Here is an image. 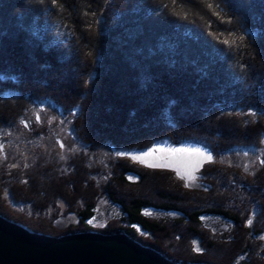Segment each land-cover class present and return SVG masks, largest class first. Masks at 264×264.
Segmentation results:
<instances>
[{
	"label": "trees",
	"instance_id": "obj_1",
	"mask_svg": "<svg viewBox=\"0 0 264 264\" xmlns=\"http://www.w3.org/2000/svg\"><path fill=\"white\" fill-rule=\"evenodd\" d=\"M188 2L0 0V127L14 123L24 110L22 101L4 97L13 94L50 102L71 117L74 135L89 148L135 151L166 140L182 145L174 154L203 149L212 156L264 147V118L225 111L264 110V0H201L193 3L196 14L188 13ZM171 9L183 10L182 15ZM145 20L166 21L169 29L157 34ZM43 23L59 24L70 32V41L51 44ZM80 163L77 156L73 169L56 177L64 191L55 190L54 181L50 186L47 171L22 184L5 181L8 176L0 172V215L56 236L124 232L178 263L264 264L256 255L263 251L264 166L252 179L234 170L208 169L218 186L194 191L172 171L118 161L102 183L80 190L75 170ZM227 177L254 203V217L241 213L244 201L219 192ZM4 188L14 203L27 207L12 211ZM100 197L115 204L120 215L94 229L90 220ZM58 199L63 212L52 210ZM147 209L173 217L155 219L145 215ZM68 214L76 221L59 224ZM208 217L224 220L228 232L213 235L203 223ZM135 226L149 238L138 236ZM192 238L199 240L201 254L193 252Z\"/></svg>",
	"mask_w": 264,
	"mask_h": 264
},
{
	"label": "rangeland",
	"instance_id": "obj_2",
	"mask_svg": "<svg viewBox=\"0 0 264 264\" xmlns=\"http://www.w3.org/2000/svg\"><path fill=\"white\" fill-rule=\"evenodd\" d=\"M36 1H40L41 3L42 0ZM199 1L201 0H190V3H187L189 9L188 13L196 14L193 10L195 7L193 3L201 4ZM181 11L183 12V10H178L173 11V13L182 15L180 13ZM163 13L174 16L170 11H163ZM152 17L158 21L155 16ZM145 23L147 24L146 20ZM200 23L205 26L201 28L207 32L208 26L206 27L204 24L205 22L203 23V21H200ZM148 25L152 27L151 29H156L158 31H156L157 34L160 33L159 31L165 34L163 31L169 29V23H166V21H163L162 23H152L150 20L147 26ZM42 26V33L47 35L46 37L49 38L48 40L51 44L65 45L72 37L70 32L57 23H43ZM211 34L212 35H209L210 37H216L213 32H211ZM4 97L13 100V102L20 100L24 105L22 114L14 123L0 127V172L8 176L6 177L8 180L5 181H19V183L22 184L27 181L30 176H34L35 174L38 176L47 171L52 174V177L49 179L50 186L52 185L51 181H54V184H58L57 186L55 184V190L59 189L60 191H64V183L60 182L59 184L60 180L58 181L57 178L63 174V172L66 173L67 171H70V169H73L71 166L72 160L78 156L82 163L77 165V169L75 168L77 172L79 171V174L77 173V179H79V181L76 184V187L81 190L80 187H87V184L88 186L94 187V185L96 186L98 183H102V181L109 175V172H111V167L114 163L117 165L118 161H126L138 166L147 165L149 167V163L161 160L170 155L172 153L171 147L177 152L179 151V148H183L181 144L174 146L166 140H157L144 149L135 150L133 157L128 155H117V152L122 149H113L109 145L89 148L85 146V144H82V142L74 135L73 127H71V117H68L64 112H59V109L50 102L36 101L26 97L15 96L13 94H8ZM225 111L229 113H240L249 120H255L257 117L264 118V110L255 108L234 109L228 107ZM158 145H161L162 148L158 149ZM144 154L149 155L144 158L142 157ZM211 157V160L204 162L201 168L195 172V175L191 180L185 181L172 171L174 173V178L179 180V182L181 181L186 188L194 191H206V189L210 187L208 185L211 183H213L215 187L218 186L216 180L207 176L208 169L209 171L210 169H221L223 171L234 170L243 174L245 178L252 179L259 169L264 166V147L262 145L258 149L253 150L249 148L243 150L235 149L215 153ZM128 178L132 179V176H128ZM224 184L225 189H221L222 191L219 192L223 195L225 193L232 197L235 196L236 199L244 201L246 206L243 207L240 205L242 206L241 213L247 212L249 217H254V203L250 202L248 197L246 198L245 191L240 184L231 181L228 177L225 178ZM95 189H97L95 192L98 194V187ZM49 195L50 192L48 190L44 192L42 197L47 198ZM56 195H58L57 192ZM3 198L12 211L18 212L27 207L26 205H18L14 203L6 188H4L3 191ZM56 202H58L57 207L55 204V208L52 210L57 208L58 212H63L65 209L63 201L58 199ZM144 213L155 219H167L173 217L170 213L153 209H147ZM119 215L120 210L115 204L111 203L106 198L100 197L97 201L96 212L90 220V225L94 229H100L104 227L107 222H112L114 219L117 221ZM11 218L15 219L14 217ZM75 221L76 218L73 214H68L63 219H58V223L61 225H66ZM203 221L204 225L215 236L220 237L222 234L228 232L229 225L220 218L208 217L203 218ZM134 231L140 237L149 238L148 233L138 226L134 227ZM259 241L261 243L260 247H262L263 251L258 249L256 255L260 256L257 258L264 259V233L259 236ZM191 245L193 247V252L197 254L203 252L201 244L197 238L191 239Z\"/></svg>",
	"mask_w": 264,
	"mask_h": 264
},
{
	"label": "water",
	"instance_id": "obj_3",
	"mask_svg": "<svg viewBox=\"0 0 264 264\" xmlns=\"http://www.w3.org/2000/svg\"><path fill=\"white\" fill-rule=\"evenodd\" d=\"M172 153L151 168L173 171L189 181L208 160L186 150ZM181 150V148H179ZM206 155V150H199ZM133 150H119L117 155L133 157ZM211 156V155H210ZM0 264H212L174 262L155 249L145 246L124 232L104 234L94 230L64 235L34 231L0 215Z\"/></svg>",
	"mask_w": 264,
	"mask_h": 264
},
{
	"label": "snow or ice",
	"instance_id": "obj_4",
	"mask_svg": "<svg viewBox=\"0 0 264 264\" xmlns=\"http://www.w3.org/2000/svg\"><path fill=\"white\" fill-rule=\"evenodd\" d=\"M185 151H186V150H185ZM195 154H196L197 156L204 157V158H206L207 160H211V159H212V157H211L210 155H206V154H204V153H202V152H199V150H196V151H195ZM187 178H188L189 180H191L193 177L189 174V175L187 176ZM249 223H251V221H249Z\"/></svg>",
	"mask_w": 264,
	"mask_h": 264
},
{
	"label": "bare ground",
	"instance_id": "obj_5",
	"mask_svg": "<svg viewBox=\"0 0 264 264\" xmlns=\"http://www.w3.org/2000/svg\"><path fill=\"white\" fill-rule=\"evenodd\" d=\"M157 148L160 149V148H162V146H161V145H158ZM148 155H149V154H144V155H142V157L146 158V157H148ZM144 158H143V159H144Z\"/></svg>",
	"mask_w": 264,
	"mask_h": 264
}]
</instances>
